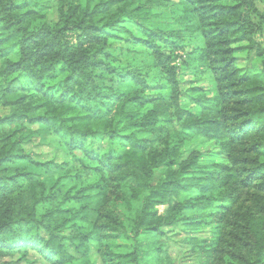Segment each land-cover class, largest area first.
I'll list each match as a JSON object with an SVG mask.
<instances>
[{"label":"trees","instance_id":"16d2710c","mask_svg":"<svg viewBox=\"0 0 264 264\" xmlns=\"http://www.w3.org/2000/svg\"><path fill=\"white\" fill-rule=\"evenodd\" d=\"M167 7L181 9L179 29L149 28ZM52 9L56 23H43ZM239 41L260 69L237 68ZM181 72L211 82L197 114L180 105ZM47 136L61 162L25 151ZM101 137L103 154L87 145ZM196 140L221 162L181 161ZM172 227L193 234L198 264H264V0H0V260L33 251L47 264H173ZM113 238L130 252L111 249Z\"/></svg>","mask_w":264,"mask_h":264},{"label":"rangeland","instance_id":"374dc122","mask_svg":"<svg viewBox=\"0 0 264 264\" xmlns=\"http://www.w3.org/2000/svg\"><path fill=\"white\" fill-rule=\"evenodd\" d=\"M82 1V0H80ZM181 14L180 8H161L153 10V16L149 18L147 26L151 29H157L164 32H170L173 29H179L178 25H175V19ZM41 18V17H40ZM44 23L49 25H54L57 21V14L52 9L47 12L41 19ZM36 26L37 23H34ZM132 33L135 36H139L138 30L133 27L131 28ZM68 40L71 42L75 41V36L69 34ZM197 40H190L189 45L193 47L196 44ZM246 45L245 42L239 41L234 44L239 50L235 53L236 66L241 71V73L257 70L261 68V61L255 56L252 52H247L243 47ZM17 58L16 54L13 53L10 56V59L15 60ZM59 75L62 74L61 68H59ZM178 82L180 88V105L182 109L191 112L192 114H197V104L196 101L199 97L206 96L210 97L214 94L210 80L206 76L197 77L194 73L191 72H181L178 74ZM147 96L150 97H159L163 95V92L149 90L147 91ZM31 129L37 130L36 126L31 127ZM44 134V133H43ZM44 136V135H43ZM47 143L44 141L40 142L39 138H36L32 144L26 146L25 151L30 152L34 155L35 160L39 161H48L53 158L54 151H56V159L58 162L63 160L61 151V144L51 136H47ZM91 144V145H90ZM89 147L95 149L99 154L105 153L111 145L108 144L106 138L101 137L97 140H89L87 142ZM113 148L117 152H122L125 148L123 145L118 143L113 144ZM55 149V150H54ZM57 149L60 153L57 152ZM191 152L198 153L199 163L200 164H209V163H220L222 157L218 154V148L211 142L209 144L205 143L204 140H196L192 143H189L185 146V149L181 155V161H185ZM67 160L75 163L76 159L66 158ZM165 167L156 169L154 171V183H156L159 178L164 174ZM137 211V204L133 203L131 210L128 212H122L124 218L131 219L135 216ZM159 213H163L164 207H158ZM208 230L198 231L194 236L199 238H205L208 236ZM167 243L169 245L168 255L173 264H198L201 256L192 251V246L186 242L188 236H193L188 230L183 227H172L166 230ZM109 247L113 249L116 253L119 254H128L130 252V242L124 239L113 238L109 242ZM27 261L21 258L20 254H12L8 257L2 258L1 263L5 264H47L45 263L40 256L33 252L29 251L26 256ZM92 264H101L99 257L94 256L91 258Z\"/></svg>","mask_w":264,"mask_h":264}]
</instances>
